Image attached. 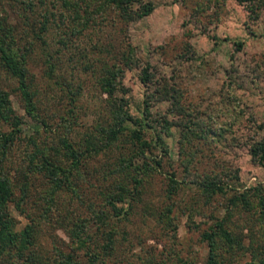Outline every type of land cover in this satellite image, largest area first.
I'll list each match as a JSON object with an SVG mask.
<instances>
[{
    "label": "rangeland",
    "instance_id": "374dc122",
    "mask_svg": "<svg viewBox=\"0 0 264 264\" xmlns=\"http://www.w3.org/2000/svg\"><path fill=\"white\" fill-rule=\"evenodd\" d=\"M150 1L152 11L140 18L122 20L110 11L96 16L79 34L72 31L69 21L49 26L45 48L34 47L28 58L40 113L49 119L55 133L67 127L76 146L85 147L91 137L98 143L95 126L110 120V98L99 83L101 67L122 62L130 54L133 60L139 57L123 68L131 113L146 121L142 99L155 87L141 80L142 66L149 62L152 78L159 79V84L166 78L179 85L182 104L203 120L204 130L196 128L183 141L181 125L170 123L169 133L163 128L165 143L159 144L155 143L156 130L145 127L143 136L152 142L149 149L125 130L108 147L84 153L78 194L60 191L53 207L39 198L47 185L45 179L32 176L24 209L20 211L12 203L8 209L18 229L26 223L34 225L33 264H53L54 246L70 250L67 225L87 213L86 202L110 214L101 230L94 221L89 223L91 239L87 242L88 249L98 250L105 234L102 229L114 230V249L105 257L106 264L138 263L143 257H154L163 264H205L208 245L202 233L215 217L223 218L226 227L247 246L234 253L221 246L222 264H255L248 247L251 228H260L256 197H246L248 208L241 199L232 198L247 187L264 183V164L253 160L250 153L251 139L264 135V0H256L253 10L239 0ZM0 84L10 90L13 107L23 115L22 134L37 135L41 141L43 128L42 135L35 131L40 124L25 112L15 79L2 68ZM150 104L152 114H165L169 120L179 117L169 112L166 99ZM149 122L162 129L156 120ZM0 127L8 130L10 125L0 120ZM23 148V144H15L9 158L13 163ZM127 156L144 165L146 159L160 158L161 163L148 165L149 169L137 174L140 181L136 182L135 171L119 164ZM211 171L222 172L225 188L208 196L194 174ZM172 176L178 179V186L170 194ZM109 195L121 207L120 213H115ZM254 246L264 257V241ZM74 255L83 261L86 257L84 249Z\"/></svg>",
    "mask_w": 264,
    "mask_h": 264
},
{
    "label": "trees",
    "instance_id": "16d2710c",
    "mask_svg": "<svg viewBox=\"0 0 264 264\" xmlns=\"http://www.w3.org/2000/svg\"><path fill=\"white\" fill-rule=\"evenodd\" d=\"M252 5L256 0H239ZM150 0H0V68L7 71L16 81V90L20 93L25 112L40 124L35 131L42 135L40 141L37 135H23V115L19 114L12 105L10 90L0 84V120L10 125L8 130L0 127V264H33L35 252L30 248L33 241L34 225L26 223L22 228L16 227V219L10 214L8 206L12 203L20 211L24 209L30 190L32 176L41 175L47 185L39 192V198L46 204H57V195L60 191L77 193L78 180L83 174L84 153L92 148H106L117 140L119 135L128 130L133 140H138L141 145L149 149L151 141L143 136L145 127H152L155 131V143L164 144L163 128L169 133V124L181 125L183 141L189 138V133L194 134L196 128H203V120L192 115L181 102V89L175 81L163 78L164 83L159 84V79L152 78L151 64L147 62L142 66L143 76L141 80L155 85L150 91L145 92L142 99V117L134 116L130 111L129 99L125 96L128 91L122 80L124 66H129L132 59L130 54L122 62L104 64L101 67L99 83L103 91L109 96L110 120L107 124H98L94 129V136L98 139L95 145L94 139H87L85 147H78L68 136L66 127L62 133L56 132L49 119L40 113L36 91L32 86V75L29 68V55L34 47L46 44L45 33L53 23L60 25L66 21L72 24V31L79 34L96 19V16H104L110 11L122 20L140 18L153 9ZM75 27V28H74ZM236 44H240L239 42ZM139 57L135 56V61ZM133 60V61H134ZM166 99L169 102V112L178 114L177 120H169L165 114H152L150 103L152 100ZM152 118V119H151ZM64 119V117H62ZM160 123L162 129L156 128L154 122ZM66 121V119H65ZM128 123L135 124L129 126ZM137 124V126H136ZM207 130V128H205ZM201 134V133H200ZM39 135V136H40ZM202 136V135H201ZM93 139V140H92ZM96 140V139H95ZM250 144L252 159L264 164V135L261 138H253ZM16 143L24 145L18 161L10 160V153ZM99 144V145H98ZM144 148V147H143ZM166 150V148H164ZM138 155V152L136 153ZM142 155L147 156L142 149ZM132 156L121 157L119 161L126 167H131L135 174L149 169L147 166L159 165L160 158L153 161L145 160V164L139 163ZM186 169V173H187ZM189 173V172H188ZM222 172L196 173V183L202 187L208 196L219 191H224L225 183L221 178ZM142 179V178H141ZM171 183L168 192L171 194L178 186V179L170 177ZM195 180V178H194ZM255 195L259 206L258 231L251 228L248 248H252V258L255 264H264V257L259 256L254 246L261 245L264 241V183H258L236 193L232 200L241 199L246 208L249 207L248 195ZM108 201L112 204L115 213H120L121 207L113 204L114 196L109 195ZM121 198V197H119ZM81 200V204H82ZM87 203V204H86ZM86 214L77 215L70 225H67V233L72 242L69 251L61 246H54L50 258L53 264H106L105 257L112 254L114 249V230L103 228V240L100 249H88L87 242L91 239L89 223L94 221L101 230L109 218V213L96 207L93 203L86 202ZM170 206L167 211H170ZM167 214V212H166ZM202 239L208 245V254L205 264H222L223 256H219L221 246L230 253L245 249L247 246L242 238L226 227L223 218L215 217L214 222L202 233ZM257 239V241H256ZM84 249L85 260L76 258L74 253ZM10 257V261L5 259ZM129 264H163V261L154 257L140 258L138 263Z\"/></svg>",
    "mask_w": 264,
    "mask_h": 264
}]
</instances>
